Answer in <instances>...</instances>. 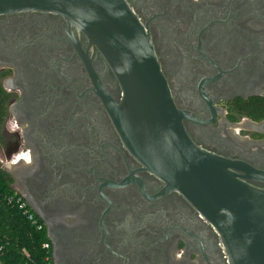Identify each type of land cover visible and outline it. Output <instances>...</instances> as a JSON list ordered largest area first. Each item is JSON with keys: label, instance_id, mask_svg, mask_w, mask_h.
Instances as JSON below:
<instances>
[{"label": "flooded vegetation", "instance_id": "af4514ba", "mask_svg": "<svg viewBox=\"0 0 264 264\" xmlns=\"http://www.w3.org/2000/svg\"><path fill=\"white\" fill-rule=\"evenodd\" d=\"M126 1L189 138L264 170V117L251 118L264 114V0ZM0 89V170L48 264H227L213 226L135 146L118 81L82 31L53 13L0 14Z\"/></svg>", "mask_w": 264, "mask_h": 264}, {"label": "water", "instance_id": "95a60500", "mask_svg": "<svg viewBox=\"0 0 264 264\" xmlns=\"http://www.w3.org/2000/svg\"><path fill=\"white\" fill-rule=\"evenodd\" d=\"M21 11L60 15L85 34L118 81L120 117L147 164L213 226L227 264H264V170L189 138L186 112L175 107L150 36L127 1L0 0V14Z\"/></svg>", "mask_w": 264, "mask_h": 264}, {"label": "trees", "instance_id": "16d2710c", "mask_svg": "<svg viewBox=\"0 0 264 264\" xmlns=\"http://www.w3.org/2000/svg\"><path fill=\"white\" fill-rule=\"evenodd\" d=\"M0 89V121L5 109ZM264 114L251 116L258 120ZM44 237L17 203L6 174L0 170V264H48Z\"/></svg>", "mask_w": 264, "mask_h": 264}, {"label": "clouds", "instance_id": "9594fccd", "mask_svg": "<svg viewBox=\"0 0 264 264\" xmlns=\"http://www.w3.org/2000/svg\"><path fill=\"white\" fill-rule=\"evenodd\" d=\"M17 154L18 153H13L12 157H16ZM25 163H27V164H31L32 163L30 156L29 157H25Z\"/></svg>", "mask_w": 264, "mask_h": 264}]
</instances>
